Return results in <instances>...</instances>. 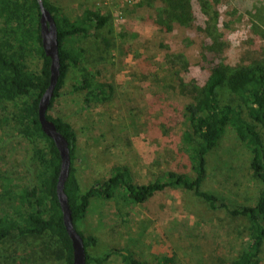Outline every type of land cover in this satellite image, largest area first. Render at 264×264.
<instances>
[{
	"label": "rangeland",
	"instance_id": "1",
	"mask_svg": "<svg viewBox=\"0 0 264 264\" xmlns=\"http://www.w3.org/2000/svg\"><path fill=\"white\" fill-rule=\"evenodd\" d=\"M51 1L72 20L87 9L108 17L100 32L112 31L117 35V48L120 45L121 53L112 52V60L106 64L105 55L96 48L94 38L77 43L85 53L81 66L69 69L60 96L49 112L50 116L71 123L76 131L75 167L82 192L86 193L107 177L114 166L129 168L139 185L161 182L168 173L177 171L179 165L188 169L184 144H177L181 150L178 156L155 137L154 131L163 129L166 119L176 124L172 129L175 133L186 130L178 101L181 96L169 87H177L181 79L188 85L204 84L215 55L205 52L203 58L201 49L191 45L189 37L183 44L180 30L175 29L166 35L167 41L163 39V43L171 44L170 49L177 54L190 50L185 59L190 63L189 72H185L182 61L166 49L160 50L161 39L153 36L155 27L148 20L147 8L140 6L141 0ZM225 1L220 26L226 33L224 43L230 44L231 49L253 44L255 36L248 33L252 22L246 13L257 4L264 6V0ZM228 8L236 15H226ZM205 20L201 16V24ZM189 31L196 34L194 28ZM259 45L263 42L259 41ZM29 61L34 70L43 64L38 55H31ZM86 71L96 84L114 87L113 95L102 97L94 93L86 102L87 91L79 88ZM220 93L223 101L229 100L226 91ZM162 111L169 112L162 117ZM13 112V104L0 102V181L5 188L27 185L30 179H36L39 169L26 140L17 133L12 122ZM151 118L158 123L153 125ZM249 159L247 148L227 128L208 157L209 175L203 189L216 194L220 204L254 205L260 189L251 176ZM12 205L0 197V214L7 213ZM249 225L248 220L233 217L223 208L209 209L194 192L178 189L156 194L146 204H134L122 195H116L111 201L94 198L80 230L98 238L97 245L88 250L93 258H101L115 249L129 251L137 260L150 264H158L164 257L175 258V264H230L247 244ZM46 236L18 239L14 244L22 250L21 255L13 257L11 252L4 258L0 251V264H63L55 254L63 253L58 239L52 234ZM32 250L37 254L29 261L28 251ZM102 264L124 262L116 253Z\"/></svg>",
	"mask_w": 264,
	"mask_h": 264
},
{
	"label": "trees",
	"instance_id": "2",
	"mask_svg": "<svg viewBox=\"0 0 264 264\" xmlns=\"http://www.w3.org/2000/svg\"><path fill=\"white\" fill-rule=\"evenodd\" d=\"M43 2L57 24L62 64L61 78L48 111V119L56 124L70 143L72 166L66 194L75 227L85 241L87 264H102L116 253L120 254L124 264H150L137 260L129 251L112 249L101 258L89 255V248L97 245L98 238L85 235L80 227L94 198L111 201L116 195H122L134 204H146L156 194L178 189L194 192L213 211L223 208L233 217L248 220L250 237L240 256L230 264H264V6L257 4L246 13L252 22L248 33L255 36V44L244 43L231 49L230 44L224 43L226 33L220 28L225 0H141L140 6L147 8L148 20L155 27L153 36L161 39L160 50L166 49L171 56L182 61L185 72H189L190 63L185 59L190 50L177 54L170 49L171 44L163 43V39L167 41L166 35L175 29L180 30L183 44L189 37V43L201 49L203 58L205 52L215 55L209 69L210 75L204 84L195 82L188 85L181 79L177 87H169L181 96L178 101L183 109L186 130L175 133L172 129L176 124L163 119L164 128L154 131L155 137L178 156L181 150L177 144H184L182 149L189 167L185 169L179 165L177 171L168 173L163 181L139 185L129 168L114 166L107 177L83 193L75 167L76 131L71 123L50 116L49 112L60 96L69 69L81 66L85 53L77 43L82 39L94 38L96 48L105 55L102 60L106 64L112 60V52L120 51V45L117 48V35L112 31L100 32L108 17L87 9L72 20L51 0ZM225 14L232 16L236 12L228 8ZM201 16L206 18L204 24L200 22ZM40 19L38 0H0V102L14 105L12 122L18 135L26 140L30 153H33L32 159L39 167L38 176L30 179L27 185L5 188L0 181V197L13 204L7 213L0 214V251L4 258H8L11 252L13 257H18L22 252L14 244L18 239H42L52 234L63 248L62 254L55 253L57 258L63 264H73L72 241L57 196L61 157L39 120V104L50 83L51 66V60L43 49ZM192 28L196 29L195 35L188 33ZM259 41L263 45L260 46ZM236 43L240 44V39ZM31 55L41 58L43 64L39 70L31 68ZM171 56H168V60ZM79 88L87 91L86 102L94 93L110 97L115 91L112 86L96 84L88 71L82 74ZM220 91L229 94L228 101L222 100ZM162 112L161 116L164 117L169 111ZM156 121L151 118L153 125L158 123ZM227 128L235 132L249 151L250 173L260 189L252 206L220 204L216 194L203 189L209 175L208 157L217 148ZM28 252V260H34L37 253L33 250ZM158 264H175V258L164 257Z\"/></svg>",
	"mask_w": 264,
	"mask_h": 264
},
{
	"label": "water",
	"instance_id": "3",
	"mask_svg": "<svg viewBox=\"0 0 264 264\" xmlns=\"http://www.w3.org/2000/svg\"><path fill=\"white\" fill-rule=\"evenodd\" d=\"M41 9V36L43 49L51 60L50 83L39 104V120L44 133L51 138L61 157V170L57 184V196L63 213L67 233L72 241L73 264H87L85 241L73 222L69 198L66 194V184L71 173V148L68 140L59 132L56 124L48 119V111L55 97L61 78V55L59 32L54 15L46 8L43 0H38Z\"/></svg>",
	"mask_w": 264,
	"mask_h": 264
}]
</instances>
